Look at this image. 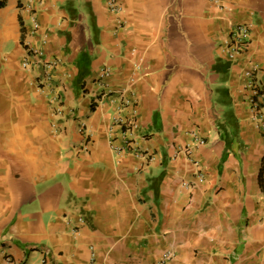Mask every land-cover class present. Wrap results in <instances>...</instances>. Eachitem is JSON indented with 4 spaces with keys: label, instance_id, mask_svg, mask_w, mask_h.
<instances>
[{
    "label": "crops",
    "instance_id": "1",
    "mask_svg": "<svg viewBox=\"0 0 264 264\" xmlns=\"http://www.w3.org/2000/svg\"><path fill=\"white\" fill-rule=\"evenodd\" d=\"M252 67L264 0H0V264H264Z\"/></svg>",
    "mask_w": 264,
    "mask_h": 264
},
{
    "label": "built area",
    "instance_id": "2",
    "mask_svg": "<svg viewBox=\"0 0 264 264\" xmlns=\"http://www.w3.org/2000/svg\"><path fill=\"white\" fill-rule=\"evenodd\" d=\"M37 27V25H35ZM247 36L248 30L243 25H235L232 27L229 34L228 50L226 55L228 58L233 59L245 52L247 46ZM23 66H28V62L25 60ZM107 69L103 68L102 76H106ZM246 82L245 88L251 93L250 104L254 111L259 110V101L257 100L259 96H264V83H261L258 79V68L252 67L245 71ZM125 150H132L135 155H143L145 152L140 151L135 145L130 142L127 144ZM146 155H148L146 153ZM171 257L170 252H166L162 259L161 264H164Z\"/></svg>",
    "mask_w": 264,
    "mask_h": 264
},
{
    "label": "trees",
    "instance_id": "3",
    "mask_svg": "<svg viewBox=\"0 0 264 264\" xmlns=\"http://www.w3.org/2000/svg\"><path fill=\"white\" fill-rule=\"evenodd\" d=\"M258 180H259V185L261 187V191L264 192V156L261 160V168L259 170Z\"/></svg>",
    "mask_w": 264,
    "mask_h": 264
}]
</instances>
